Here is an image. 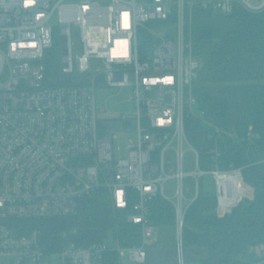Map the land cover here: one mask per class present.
<instances>
[{
	"label": "built area",
	"instance_id": "obj_1",
	"mask_svg": "<svg viewBox=\"0 0 264 264\" xmlns=\"http://www.w3.org/2000/svg\"><path fill=\"white\" fill-rule=\"evenodd\" d=\"M235 6L261 12L264 0H0V264H53L52 254L55 264H104L108 252L119 262L145 264L156 232L148 203L158 195L174 208L173 262L186 264L184 217L200 178L214 180L219 207H226L237 202L228 201L226 181L241 174V168L221 169L218 155L201 169L187 141L186 119L206 123L204 112L194 111L201 61L192 54L189 24L195 8L229 15ZM56 26L61 71L70 81L54 87L46 84L45 60ZM106 89L112 97L128 89L124 103L131 101V110L99 117L107 109L97 95ZM120 135L127 136L124 151L114 145ZM186 178L195 183L190 197ZM100 189L113 209L129 210L138 244L102 241L47 252L38 229L20 234L12 224L13 218L75 216L80 202ZM248 250L255 258L249 264H264V243Z\"/></svg>",
	"mask_w": 264,
	"mask_h": 264
},
{
	"label": "trees",
	"instance_id": "obj_2",
	"mask_svg": "<svg viewBox=\"0 0 264 264\" xmlns=\"http://www.w3.org/2000/svg\"><path fill=\"white\" fill-rule=\"evenodd\" d=\"M190 28L192 54L201 61L192 93L206 123L186 119L187 141L197 151L201 169H210L215 155L221 169L241 168L252 197L219 207L215 193L199 188L184 217L186 263L249 264L255 261L247 254L249 247L264 243V10L253 13L235 6L232 13L222 15L195 8ZM45 65L47 85L70 81L61 71V54L54 46ZM148 210L160 239L155 243L174 247L165 240L174 228L172 204L158 195ZM128 212L113 209L108 191L100 189L80 202L75 216L11 221L20 234L38 229L40 245L55 252L68 244L116 240L121 246L138 244L139 226L126 220ZM190 249L202 250L205 256L192 260ZM104 264H119L116 253H106Z\"/></svg>",
	"mask_w": 264,
	"mask_h": 264
},
{
	"label": "rangeland",
	"instance_id": "obj_3",
	"mask_svg": "<svg viewBox=\"0 0 264 264\" xmlns=\"http://www.w3.org/2000/svg\"><path fill=\"white\" fill-rule=\"evenodd\" d=\"M55 22L57 23V20H55ZM164 25H159L156 26L157 29H164ZM191 20H190V24H189V31H188V38L191 39ZM53 43H54V48L57 49L58 53L61 54V43H60V30L58 28V26L54 27V31H53ZM114 91L111 89H106L103 92H100V94L97 95L98 98V106H105L106 107V111L103 113H99V117L101 118H109L111 116H116L119 113L123 112V111H130L131 110V101L128 103H124L126 102V100L129 97L130 91L128 89L123 90V92H121V94H119L118 97H112ZM118 102L119 104L113 103V102ZM123 102V104H122ZM194 111L196 114L200 113V110L198 108V106L194 107ZM112 128L113 129H120L121 128V122H119L118 119L113 120L112 121ZM127 136L124 135H120L117 139H115L114 141V145L115 146H119L121 148L122 151L125 150V138ZM187 165L185 166V171H192L194 169V167L192 166V164L189 163V158H187ZM228 184V186L232 189H234V193H238L240 192L241 195L239 194L238 196L234 197L235 199L237 198V201L243 197H252V191L250 190V188H248L247 186H245L243 184L242 181V177L241 174H235L232 176L231 178V182L229 180L226 181ZM184 187H185V194L186 197H190L195 190V183L192 181L191 178H186L185 179V183H184ZM199 188L203 193H215L216 197H217V193H216V183L214 182V180L209 176V175H204L200 178L199 180ZM173 192V186L171 181L168 184L167 190H166V194L167 195H172ZM229 202L231 201H235L234 199H229ZM170 234V235H169ZM167 236L166 242L173 245L175 243V225L173 228V232H170ZM159 237L157 232H155V235L153 237V239L148 243L149 245L155 243L156 241H159ZM185 255H186V251L184 249ZM247 254L250 256H254L253 251L248 250ZM188 256L194 260V259H198V258H202L205 256L204 251L199 250V249H190L188 250ZM48 260H50L53 264L56 263L57 261V256L56 254H52L50 256H48L47 258ZM4 262L6 263V261L4 260ZM9 264H14V260L11 259ZM119 264H131L129 263L127 260H122L121 262H119ZM189 264V263H186ZM193 264H199V262H195Z\"/></svg>",
	"mask_w": 264,
	"mask_h": 264
},
{
	"label": "water",
	"instance_id": "obj_4",
	"mask_svg": "<svg viewBox=\"0 0 264 264\" xmlns=\"http://www.w3.org/2000/svg\"><path fill=\"white\" fill-rule=\"evenodd\" d=\"M169 34L172 35V32H169ZM172 257L171 248L167 247V245L155 244L147 254L146 264H175L171 261Z\"/></svg>",
	"mask_w": 264,
	"mask_h": 264
},
{
	"label": "crops",
	"instance_id": "obj_5",
	"mask_svg": "<svg viewBox=\"0 0 264 264\" xmlns=\"http://www.w3.org/2000/svg\"><path fill=\"white\" fill-rule=\"evenodd\" d=\"M232 183V182H231ZM241 195V193L240 192H238V193H234V189H233V187H232V198L235 200V198L234 197H236V196H238V195ZM156 244V243H155ZM163 245H166V244H163Z\"/></svg>",
	"mask_w": 264,
	"mask_h": 264
},
{
	"label": "flooded vegetation",
	"instance_id": "obj_6",
	"mask_svg": "<svg viewBox=\"0 0 264 264\" xmlns=\"http://www.w3.org/2000/svg\"><path fill=\"white\" fill-rule=\"evenodd\" d=\"M167 247L171 248L172 252H173V247L170 245H167ZM166 248V247H165ZM171 261H173V257L171 258Z\"/></svg>",
	"mask_w": 264,
	"mask_h": 264
}]
</instances>
